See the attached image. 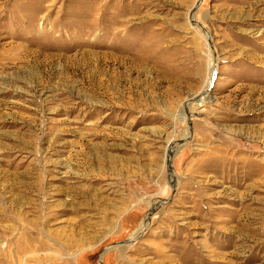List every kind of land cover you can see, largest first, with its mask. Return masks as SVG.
<instances>
[{
	"label": "rangeland",
	"instance_id": "374dc122",
	"mask_svg": "<svg viewBox=\"0 0 264 264\" xmlns=\"http://www.w3.org/2000/svg\"><path fill=\"white\" fill-rule=\"evenodd\" d=\"M0 264H264V0H0Z\"/></svg>",
	"mask_w": 264,
	"mask_h": 264
},
{
	"label": "bare ground",
	"instance_id": "6f19581e",
	"mask_svg": "<svg viewBox=\"0 0 264 264\" xmlns=\"http://www.w3.org/2000/svg\"><path fill=\"white\" fill-rule=\"evenodd\" d=\"M212 75H213V74H212ZM212 75H211V77H212ZM210 81H211V78H210L209 82L206 83V88L209 87ZM205 91L207 92V90H205ZM140 230H141V229H140Z\"/></svg>",
	"mask_w": 264,
	"mask_h": 264
},
{
	"label": "water",
	"instance_id": "95a60500",
	"mask_svg": "<svg viewBox=\"0 0 264 264\" xmlns=\"http://www.w3.org/2000/svg\"><path fill=\"white\" fill-rule=\"evenodd\" d=\"M214 77H215V73L213 72V77H212V79H211V84H212L213 81H214Z\"/></svg>",
	"mask_w": 264,
	"mask_h": 264
}]
</instances>
